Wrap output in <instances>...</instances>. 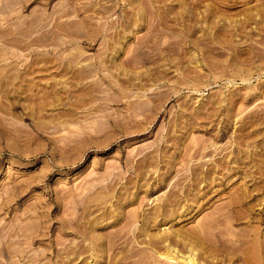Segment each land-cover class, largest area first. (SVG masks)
Here are the masks:
<instances>
[{"label":"rangeland","instance_id":"obj_1","mask_svg":"<svg viewBox=\"0 0 264 264\" xmlns=\"http://www.w3.org/2000/svg\"><path fill=\"white\" fill-rule=\"evenodd\" d=\"M0 264H264V0H0Z\"/></svg>","mask_w":264,"mask_h":264}]
</instances>
